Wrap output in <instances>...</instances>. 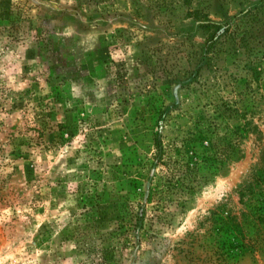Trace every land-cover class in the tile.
<instances>
[{"label":"rangeland","instance_id":"obj_1","mask_svg":"<svg viewBox=\"0 0 264 264\" xmlns=\"http://www.w3.org/2000/svg\"><path fill=\"white\" fill-rule=\"evenodd\" d=\"M243 9L260 20L240 15L205 53L201 20ZM263 35L264 0H0V264H264V98L248 68L264 69ZM244 95L234 157L152 238H109L120 203L161 177L145 164L156 136L179 147Z\"/></svg>","mask_w":264,"mask_h":264},{"label":"trees","instance_id":"obj_2","mask_svg":"<svg viewBox=\"0 0 264 264\" xmlns=\"http://www.w3.org/2000/svg\"><path fill=\"white\" fill-rule=\"evenodd\" d=\"M240 15L250 17L248 20L253 22V26L260 20L258 13H254L252 9H243L240 14L220 22L201 20L199 26L206 32L205 53L211 51L221 36L235 34L239 26L234 22L242 19ZM253 26L249 25L251 30H241V37L238 39L249 54L257 52L256 47L249 44L248 38ZM255 29H258L257 37L260 30L257 26ZM260 40L264 44V35ZM262 51L264 53V49ZM248 68L251 80L260 90V97L264 98V69L254 63H249ZM255 88L250 87V92L256 91ZM240 99L242 102L222 100L214 103L213 118L220 117L223 122L209 121L205 127H200L183 139L179 147L166 146L162 138L156 136L153 155L145 164L150 167L161 165V177L155 180L153 178L148 186L139 183L134 197L125 198L120 203L121 214L114 229L108 233L109 238L115 239L124 247H137L143 239L152 238L158 233L156 225L162 226L170 220L171 204H179L193 192L196 184L219 171L234 157L246 133L252 129L249 113H252L250 108H253V102L246 95ZM221 124L223 133L219 135L215 128ZM189 142L193 143L191 147H188ZM153 202L154 206L151 205ZM150 207L153 209L152 214L149 213Z\"/></svg>","mask_w":264,"mask_h":264}]
</instances>
